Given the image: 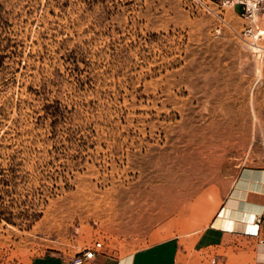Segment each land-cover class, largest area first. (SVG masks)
I'll list each match as a JSON object with an SVG mask.
<instances>
[{"label": "rangeland", "instance_id": "obj_1", "mask_svg": "<svg viewBox=\"0 0 264 264\" xmlns=\"http://www.w3.org/2000/svg\"><path fill=\"white\" fill-rule=\"evenodd\" d=\"M207 3L0 0V264L200 230L264 160V60Z\"/></svg>", "mask_w": 264, "mask_h": 264}, {"label": "crops", "instance_id": "obj_2", "mask_svg": "<svg viewBox=\"0 0 264 264\" xmlns=\"http://www.w3.org/2000/svg\"><path fill=\"white\" fill-rule=\"evenodd\" d=\"M214 195L212 219L202 229L130 254L96 249L87 264H264V160L215 186ZM77 253L45 252L31 264H71Z\"/></svg>", "mask_w": 264, "mask_h": 264}, {"label": "built area", "instance_id": "obj_3", "mask_svg": "<svg viewBox=\"0 0 264 264\" xmlns=\"http://www.w3.org/2000/svg\"><path fill=\"white\" fill-rule=\"evenodd\" d=\"M202 8L210 11L209 4L220 8L237 9L245 25L239 34V40L244 49L254 58L264 60V0H196ZM97 243L94 248H88L77 254L71 264H87L95 258Z\"/></svg>", "mask_w": 264, "mask_h": 264}, {"label": "bare ground", "instance_id": "obj_4", "mask_svg": "<svg viewBox=\"0 0 264 264\" xmlns=\"http://www.w3.org/2000/svg\"><path fill=\"white\" fill-rule=\"evenodd\" d=\"M171 210H172V209H171ZM184 212H185V211H183V210L181 211L182 215H183ZM166 213H167V212L165 211V212L162 214V215H163L162 217H164V216L166 215Z\"/></svg>", "mask_w": 264, "mask_h": 264}]
</instances>
